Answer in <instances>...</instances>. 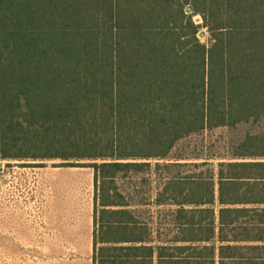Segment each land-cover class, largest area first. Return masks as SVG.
I'll list each match as a JSON object with an SVG mask.
<instances>
[{"label":"trees","instance_id":"1","mask_svg":"<svg viewBox=\"0 0 264 264\" xmlns=\"http://www.w3.org/2000/svg\"><path fill=\"white\" fill-rule=\"evenodd\" d=\"M263 116L264 0H0V161L93 169V264H264V132L168 161ZM160 169L164 236L118 184Z\"/></svg>","mask_w":264,"mask_h":264},{"label":"rangeland","instance_id":"2","mask_svg":"<svg viewBox=\"0 0 264 264\" xmlns=\"http://www.w3.org/2000/svg\"><path fill=\"white\" fill-rule=\"evenodd\" d=\"M194 20L202 24L199 37L207 42L202 17ZM259 132H264V116L205 130L179 141L168 161H207L217 169L221 159L230 157L233 144ZM59 162L0 161V264H92L94 171ZM180 169L195 170H173ZM167 174L150 170L118 179L139 214L154 228L159 226L163 236L175 207L152 202Z\"/></svg>","mask_w":264,"mask_h":264},{"label":"crops","instance_id":"3","mask_svg":"<svg viewBox=\"0 0 264 264\" xmlns=\"http://www.w3.org/2000/svg\"><path fill=\"white\" fill-rule=\"evenodd\" d=\"M92 255H93V253H92ZM92 258V257H91ZM92 264H93V260H92Z\"/></svg>","mask_w":264,"mask_h":264}]
</instances>
